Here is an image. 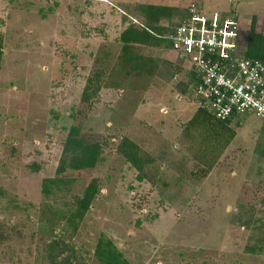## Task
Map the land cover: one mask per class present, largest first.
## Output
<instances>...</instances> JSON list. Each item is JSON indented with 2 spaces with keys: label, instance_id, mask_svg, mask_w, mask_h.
<instances>
[{
  "label": "rangeland",
  "instance_id": "obj_1",
  "mask_svg": "<svg viewBox=\"0 0 264 264\" xmlns=\"http://www.w3.org/2000/svg\"><path fill=\"white\" fill-rule=\"evenodd\" d=\"M192 1L209 16L236 12L242 50L250 18L259 30L264 17V0H0V264H51L58 237L71 264H99L101 233L131 264H264V118L188 125L195 99L178 78L127 75L117 60L120 32L145 21L141 4L184 13ZM135 50L174 61L168 48ZM96 71L101 89L82 101ZM71 125L101 144L100 160L44 194ZM122 137L151 158L142 176L117 151ZM94 177L99 192L72 234L64 216Z\"/></svg>",
  "mask_w": 264,
  "mask_h": 264
},
{
  "label": "trees",
  "instance_id": "obj_2",
  "mask_svg": "<svg viewBox=\"0 0 264 264\" xmlns=\"http://www.w3.org/2000/svg\"><path fill=\"white\" fill-rule=\"evenodd\" d=\"M140 11L145 21L139 22L138 25L132 21L128 22L118 36L121 49L117 60L120 64L124 65L126 69L125 73L135 76L158 73L167 80L178 78L174 88L180 95L184 96L189 94L191 97H194L196 101L194 89L199 79L194 72L187 68L185 69L175 60L160 58L154 61L150 58H145L135 50L136 46L154 47L166 50L168 48L167 41L164 38L154 36L151 32L164 35L176 22V20L173 19L178 16H180V18L183 17L185 12H178L175 7L155 4H141ZM162 18L167 19L166 24L160 22ZM243 45V50L240 53L242 57L256 58L264 61V17L261 18L259 30L257 16H252L250 18ZM2 55L3 43L0 38V62ZM161 72H163V74ZM181 73L182 75H180ZM100 77L101 72L96 71L92 78H87L86 85L83 87L81 93L82 101L90 102L89 100L99 93L101 89ZM195 107L196 109L187 121L188 125H192L198 117L205 121H207L209 117L215 119L206 107ZM205 117L208 118L206 119ZM214 122H217L221 127L229 128L231 120L219 121L215 119ZM80 132V128L76 125H71L68 128L67 134L62 141L61 153L58 158L55 175L41 182V190L44 194L50 193V187L57 190L69 189L72 180L63 175L68 169L76 171L93 168L97 161L100 160L101 144L84 138ZM234 135V131L231 130L230 137L232 138ZM117 151L138 171V173H140L141 176L143 175L142 172L146 163L149 161L151 162V158H149L148 154L141 151L139 143L128 137L121 138L117 145ZM262 152H264V150ZM140 175L139 178L141 177ZM98 192V179L94 177L89 180L83 192L75 196L74 206L68 214L64 216V223L72 234L78 231L80 223L91 207ZM249 204L252 205V203ZM47 249L51 264H71L69 255H64V253L67 250H71L72 247L66 242L61 241V238L58 237L50 240L47 243ZM93 255L99 264H131L114 242L103 233L99 234L95 242ZM73 264L80 263L76 261Z\"/></svg>",
  "mask_w": 264,
  "mask_h": 264
},
{
  "label": "built area",
  "instance_id": "obj_3",
  "mask_svg": "<svg viewBox=\"0 0 264 264\" xmlns=\"http://www.w3.org/2000/svg\"><path fill=\"white\" fill-rule=\"evenodd\" d=\"M236 12L206 15L193 1L183 17L169 28L164 38L174 60L199 79L194 89L195 104L206 107L219 121L245 113L264 118V61L241 56Z\"/></svg>",
  "mask_w": 264,
  "mask_h": 264
}]
</instances>
